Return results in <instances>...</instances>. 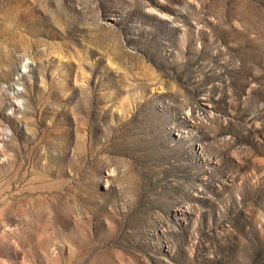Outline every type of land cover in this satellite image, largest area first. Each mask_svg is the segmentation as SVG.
<instances>
[{"label":"rangeland","instance_id":"374dc122","mask_svg":"<svg viewBox=\"0 0 264 264\" xmlns=\"http://www.w3.org/2000/svg\"><path fill=\"white\" fill-rule=\"evenodd\" d=\"M0 264H264V0H0Z\"/></svg>","mask_w":264,"mask_h":264},{"label":"bare ground","instance_id":"6f19581e","mask_svg":"<svg viewBox=\"0 0 264 264\" xmlns=\"http://www.w3.org/2000/svg\"><path fill=\"white\" fill-rule=\"evenodd\" d=\"M260 215H261V214H260ZM260 215H259V216H260ZM261 216H262V215H261ZM258 218H259V217H258ZM261 218H262V217H261ZM261 218H260V219H261Z\"/></svg>","mask_w":264,"mask_h":264}]
</instances>
